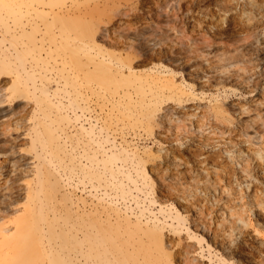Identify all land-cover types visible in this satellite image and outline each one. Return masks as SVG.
I'll return each mask as SVG.
<instances>
[{"label": "rangeland", "instance_id": "obj_1", "mask_svg": "<svg viewBox=\"0 0 264 264\" xmlns=\"http://www.w3.org/2000/svg\"><path fill=\"white\" fill-rule=\"evenodd\" d=\"M153 1L0 0V264H264V0Z\"/></svg>", "mask_w": 264, "mask_h": 264}, {"label": "bare ground", "instance_id": "obj_2", "mask_svg": "<svg viewBox=\"0 0 264 264\" xmlns=\"http://www.w3.org/2000/svg\"><path fill=\"white\" fill-rule=\"evenodd\" d=\"M145 1H150V2H152L153 0H142V3L143 2H145ZM211 1V0H210ZM213 2L215 1L216 3H218V4H222V5H224V8H225V10H229V11H232L233 10V7H228V4H227V0H212ZM154 2V1H153ZM200 2H202L203 4H204V0H200ZM209 3V2H208ZM212 3V2H211ZM154 4V3H153ZM190 4L192 5L193 4V0H181V3H179L178 4V6L180 7V6H182V5H184V6H186V7H191L190 6ZM221 5V6H222ZM199 6V5H198ZM205 6V5H204ZM207 6V5H206ZM229 6H230V4H229ZM93 76L94 77H99L100 76V74L98 73H95V74H93ZM74 229V228H73ZM17 239H19V238H17ZM9 243V242H8ZM31 245H33V246H31ZM31 246V248L32 247H36V243H34V242H31V243H24L23 245H21L20 247H19V251H20V254H21V256L19 257V259H20V261H21V263L22 264H30V262H32L31 260H30V258H29V255H28V252L26 251V248H29ZM88 246V245H87ZM34 249V248H33ZM67 249V248H66ZM73 252V251H72ZM37 256L38 257V259H40L41 257H44V252H41L39 249H38V251L36 250V248H35V250H33L32 251V256ZM31 256V255H30ZM89 257L90 256H85L84 257V264H92L93 262H94V260H89ZM53 259H54V261H55V263L54 264H60L59 263V261H58V257L56 256H53Z\"/></svg>", "mask_w": 264, "mask_h": 264}, {"label": "snow or ice", "instance_id": "obj_3", "mask_svg": "<svg viewBox=\"0 0 264 264\" xmlns=\"http://www.w3.org/2000/svg\"><path fill=\"white\" fill-rule=\"evenodd\" d=\"M9 99H11V98H9ZM18 99L22 100L23 98H22V97H18ZM16 107H20V105H19V104H17V105H16ZM24 119H25V121H27V116H25V118H24ZM174 131H175V129H174Z\"/></svg>", "mask_w": 264, "mask_h": 264}]
</instances>
